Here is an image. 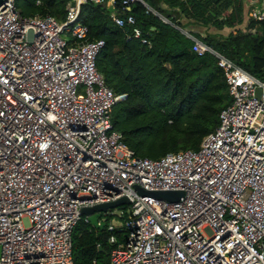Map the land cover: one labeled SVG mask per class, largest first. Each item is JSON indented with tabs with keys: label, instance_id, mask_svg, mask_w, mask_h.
Instances as JSON below:
<instances>
[{
	"label": "built area",
	"instance_id": "2783aa9c",
	"mask_svg": "<svg viewBox=\"0 0 264 264\" xmlns=\"http://www.w3.org/2000/svg\"><path fill=\"white\" fill-rule=\"evenodd\" d=\"M65 1L63 20L0 6V264H74L82 208L124 196L99 221L121 235L110 264H264V80L184 30L217 57L232 101L199 149L140 157L113 129L115 94L96 64L105 41L79 19L116 0ZM247 2L264 20V0ZM112 18L142 37L133 15Z\"/></svg>",
	"mask_w": 264,
	"mask_h": 264
},
{
	"label": "trees",
	"instance_id": "16d2710c",
	"mask_svg": "<svg viewBox=\"0 0 264 264\" xmlns=\"http://www.w3.org/2000/svg\"><path fill=\"white\" fill-rule=\"evenodd\" d=\"M15 5L24 16L63 20L66 14L65 0H15ZM248 12L247 0H116L112 8L93 2L82 6L79 19L90 38L105 41L96 64L115 94L113 129L136 155L159 158L199 149L232 101L217 57L194 52L184 30L264 80V20ZM113 13L133 15L151 45L142 37L129 38L131 28L116 25ZM112 235L121 237L118 230L109 231L108 222L100 229L82 219L73 231L74 264H110Z\"/></svg>",
	"mask_w": 264,
	"mask_h": 264
},
{
	"label": "water",
	"instance_id": "95a60500",
	"mask_svg": "<svg viewBox=\"0 0 264 264\" xmlns=\"http://www.w3.org/2000/svg\"><path fill=\"white\" fill-rule=\"evenodd\" d=\"M6 0H0V6L5 2ZM139 191L142 194L151 195L154 197H157L159 199H165L169 201H177L181 195V191H147L143 190L141 188H138ZM130 204V201L127 197H121L120 199L116 201L96 204L94 206L90 207H84L82 208V213L88 217L89 222L95 226L96 228L103 229L106 225L105 222H99L102 215L107 212L109 209H115L123 205Z\"/></svg>",
	"mask_w": 264,
	"mask_h": 264
},
{
	"label": "rangeland",
	"instance_id": "374dc122",
	"mask_svg": "<svg viewBox=\"0 0 264 264\" xmlns=\"http://www.w3.org/2000/svg\"><path fill=\"white\" fill-rule=\"evenodd\" d=\"M227 32V31H226ZM114 225L119 226L121 220L118 217H114L112 220H110Z\"/></svg>",
	"mask_w": 264,
	"mask_h": 264
},
{
	"label": "crops",
	"instance_id": "0c3cea01",
	"mask_svg": "<svg viewBox=\"0 0 264 264\" xmlns=\"http://www.w3.org/2000/svg\"><path fill=\"white\" fill-rule=\"evenodd\" d=\"M188 30V29H187ZM194 31H198L197 29H193ZM188 31H190V30H188Z\"/></svg>",
	"mask_w": 264,
	"mask_h": 264
}]
</instances>
